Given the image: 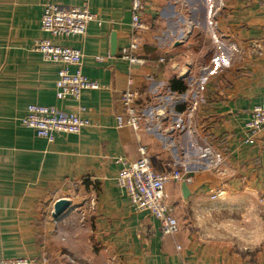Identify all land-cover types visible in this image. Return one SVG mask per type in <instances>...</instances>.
<instances>
[{"label":"crops","instance_id":"0c3cea01","mask_svg":"<svg viewBox=\"0 0 264 264\" xmlns=\"http://www.w3.org/2000/svg\"><path fill=\"white\" fill-rule=\"evenodd\" d=\"M50 2L82 0H0V257L264 264V242L244 247L197 222L206 212L220 218L248 208L264 216V138L245 142L250 111L264 101V0H146L135 60L122 55L132 41L131 0H91L99 18L87 33L54 39L82 50L84 74L101 85L80 99L57 98L63 65L34 49L37 39L51 37L41 28ZM129 80L139 91L137 131L117 126ZM32 103L66 111L84 106L81 115L92 124L49 142L21 123ZM142 145L155 171L177 168L193 178L187 196L183 182L167 184L177 233L164 234L117 184L121 159H139ZM63 198L71 205L56 217Z\"/></svg>","mask_w":264,"mask_h":264},{"label":"built area","instance_id":"2783aa9c","mask_svg":"<svg viewBox=\"0 0 264 264\" xmlns=\"http://www.w3.org/2000/svg\"><path fill=\"white\" fill-rule=\"evenodd\" d=\"M146 6V0H131L132 41L129 48L122 49L124 58L135 60L132 53L140 46L139 33L146 29L143 21ZM98 18V14L91 9V0H82V3L73 5L50 2L44 7L41 28L51 37L37 39L34 49L42 53L44 60L63 65L55 82L56 96L59 99H80L84 90L101 88L98 81L84 74L82 50L54 41L55 38L84 36L89 24ZM138 99L139 91L133 86L132 80H129L128 87L120 91L124 111L116 117L118 128L131 127L136 131L141 128ZM83 111L84 106H78V111H66L53 105L32 103L28 105L21 123L33 128L39 137L53 142L60 134H79L92 124L89 118L81 115ZM260 138H264V101L252 107L245 124V142L253 144ZM139 152L140 157L135 161L121 159L122 167L117 176V184L126 191L133 208L149 212L160 221L164 234L177 233L180 223L165 186L170 182L191 183L193 178L184 176L177 168L157 172L153 168L147 146H140ZM207 154L208 151L205 155ZM0 264H50V260L46 255L41 258L0 257Z\"/></svg>","mask_w":264,"mask_h":264},{"label":"clouds","instance_id":"9594fccd","mask_svg":"<svg viewBox=\"0 0 264 264\" xmlns=\"http://www.w3.org/2000/svg\"><path fill=\"white\" fill-rule=\"evenodd\" d=\"M197 222L211 234L235 238L242 246L251 247L264 242V216L254 208H248L239 215L213 217L211 212L197 216Z\"/></svg>","mask_w":264,"mask_h":264},{"label":"water","instance_id":"95a60500","mask_svg":"<svg viewBox=\"0 0 264 264\" xmlns=\"http://www.w3.org/2000/svg\"><path fill=\"white\" fill-rule=\"evenodd\" d=\"M183 187V193L185 196L189 195V188L186 182H183L182 184ZM71 205V202L69 199H59L56 203H55V207H54V215L56 217L62 215Z\"/></svg>","mask_w":264,"mask_h":264},{"label":"rangeland","instance_id":"374dc122","mask_svg":"<svg viewBox=\"0 0 264 264\" xmlns=\"http://www.w3.org/2000/svg\"><path fill=\"white\" fill-rule=\"evenodd\" d=\"M231 47H232L233 50H235V51H236L237 48H238V49H241V48L239 47V44H237V43H235V42H232V43H231ZM250 47H251V46H250ZM252 48L255 50L256 48H259V47H258L256 44H255V45L253 44ZM235 51H233V54H235V55H231L230 58L236 61L237 59L240 58V56H238L239 54L236 53ZM236 54H238V55H236ZM217 62H218V60H217ZM219 63H224V62H219ZM216 64H218V63H216ZM206 152H207V150H206ZM204 155H205V153H204ZM168 187H169V185H166V186H165L167 192L169 193L170 197L172 198V195H171L170 191L168 190ZM171 202L173 203V198L171 199ZM174 205H175V204H174Z\"/></svg>","mask_w":264,"mask_h":264},{"label":"trees","instance_id":"16d2710c","mask_svg":"<svg viewBox=\"0 0 264 264\" xmlns=\"http://www.w3.org/2000/svg\"><path fill=\"white\" fill-rule=\"evenodd\" d=\"M175 89H178L179 91H184L186 89L185 85L183 84V81H179V87L175 86Z\"/></svg>","mask_w":264,"mask_h":264}]
</instances>
